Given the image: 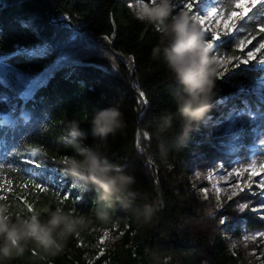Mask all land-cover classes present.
I'll use <instances>...</instances> for the list:
<instances>
[{
  "label": "trees",
  "instance_id": "obj_1",
  "mask_svg": "<svg viewBox=\"0 0 264 264\" xmlns=\"http://www.w3.org/2000/svg\"><path fill=\"white\" fill-rule=\"evenodd\" d=\"M206 2L227 15L238 0ZM130 4L0 0V57L15 71L39 78L31 96L24 97L5 86L0 76V216L15 220L39 215L46 222L45 208H61L85 221L71 234L54 233L56 245L28 241L22 254L13 249L12 258L0 264H177L179 253L190 247L182 221L191 214V201L180 176L212 105L209 101L203 117L184 128L175 99L183 94V86L164 58L169 41L161 43L153 25L137 21ZM49 10L52 19L66 16L86 31L51 22ZM263 14L264 3L257 4L231 36L222 37L217 51L232 59L241 55L238 44L261 34ZM39 47L41 51L33 53ZM157 47L159 53L154 52ZM260 75L264 49L248 66L224 77L226 84L214 79L213 90L218 87L236 104L230 84H247ZM15 77L6 76L9 81ZM109 106L119 107L124 128L110 135L100 150L116 166L113 175L130 176L134 182L122 194L102 201L100 189L86 177H72L61 160L76 155L67 137L69 122L80 123L88 136L85 144L91 145L92 116ZM105 231L118 237L100 253ZM162 241L169 250L156 261L153 254L161 250Z\"/></svg>",
  "mask_w": 264,
  "mask_h": 264
},
{
  "label": "rangeland",
  "instance_id": "obj_2",
  "mask_svg": "<svg viewBox=\"0 0 264 264\" xmlns=\"http://www.w3.org/2000/svg\"><path fill=\"white\" fill-rule=\"evenodd\" d=\"M262 3L264 0H253L243 14L234 8L224 15L206 0H173L174 12L186 13L191 27L198 30L203 42L200 54L211 56L218 83L226 84L224 77L238 66H248L264 49V14L261 34L241 41L236 50L242 54L237 58L225 57L216 48L222 37L231 36L248 13ZM40 51L41 47L33 53ZM0 68L6 75L16 76L7 84L2 79L5 86L17 95L31 96L39 78L15 71L3 63L2 57ZM215 84L211 86L210 115L202 121L201 137L188 153L180 176L191 201V214L182 221L190 247L179 253L177 264H264V75L247 84H230L235 91L232 98H238L236 104L218 87L213 90ZM221 133L227 134L222 140ZM233 192L236 195L229 199ZM241 203H247L248 209L241 212ZM116 237L112 231H105L100 238V253ZM168 250L169 245L162 241L154 260L161 261Z\"/></svg>",
  "mask_w": 264,
  "mask_h": 264
},
{
  "label": "clouds",
  "instance_id": "obj_3",
  "mask_svg": "<svg viewBox=\"0 0 264 264\" xmlns=\"http://www.w3.org/2000/svg\"><path fill=\"white\" fill-rule=\"evenodd\" d=\"M173 0H131V15L141 23L155 27L161 36V43L169 41L164 48V58L175 80L183 86V94L177 93L175 99L184 128L190 129L204 115L209 106L211 86L214 81V63L211 56L201 55L203 42L198 30L191 27L186 13L172 7ZM159 53L160 48L154 49ZM201 81L205 84L202 86ZM67 129L69 143L76 155H68L62 167L72 177H86L100 189V200L109 201L122 194L134 182L130 176L113 175L116 168L101 152L100 145L106 144L110 135L114 136L124 128L123 113L117 106L96 110L90 121L93 142L85 144L88 136L81 130L76 120L69 122ZM75 142V143H73ZM49 218L46 222L39 215L12 220L0 216V260L12 258L13 249L18 253L25 250L23 244L34 241L56 245L54 233L63 236L76 225L84 224V219L73 218L61 208L52 211L44 209ZM106 218V213H101ZM150 218L146 215L145 219Z\"/></svg>",
  "mask_w": 264,
  "mask_h": 264
},
{
  "label": "snow or ice",
  "instance_id": "obj_4",
  "mask_svg": "<svg viewBox=\"0 0 264 264\" xmlns=\"http://www.w3.org/2000/svg\"><path fill=\"white\" fill-rule=\"evenodd\" d=\"M185 2H186V0H185ZM253 2V0H248V2L246 3V0H238V2L234 5V7L236 8V9H240V10H242L241 11V14H243V9H245V8H248L249 7V5H250V3H252ZM210 15H214V13L213 14H210ZM231 16L229 17V21L231 20ZM225 23H227V22H225ZM251 56H252V53H249V58H251ZM245 63H247V61H245ZM63 162H66L64 159H62L61 160V163H63ZM249 168H252V170L254 171V167L252 166V165H249ZM234 172H236V170L234 171ZM236 195V193L235 192H233L232 194H231V196H229V199H232V197H234ZM261 195H264V193H261ZM248 204L247 203H241L240 204V206H239V210L241 211V212H243V211H245L246 209H248ZM223 222V221H222ZM246 238H248V237H246ZM233 247H234V245H233Z\"/></svg>",
  "mask_w": 264,
  "mask_h": 264
},
{
  "label": "water",
  "instance_id": "obj_5",
  "mask_svg": "<svg viewBox=\"0 0 264 264\" xmlns=\"http://www.w3.org/2000/svg\"><path fill=\"white\" fill-rule=\"evenodd\" d=\"M47 17H48V18L50 19V21L53 22V23H59V24L64 23V24H66L67 26H69V27H71V28H73V29H75V30H77V31H79V32H85V31H86V27H85V26H82L81 28H76V27H74V26L72 25V23L66 18V16H59V17H55L54 19H52V18H51V12H50V10H49L48 13H47ZM93 39L96 40V41H99V39H98L97 37H95V36H93ZM105 43H106L107 45L110 44L108 41H105ZM115 54H116L117 56H121L120 53H115ZM20 73H21V72H20ZM0 76H1V78L3 77L1 74H0ZM141 99H142V97H141ZM141 109H142V106H141L140 110H141ZM141 137H142V138L144 137L142 133H141ZM145 152L147 153L146 150H145ZM147 156H148V154H147ZM156 173H157V171H156Z\"/></svg>",
  "mask_w": 264,
  "mask_h": 264
},
{
  "label": "bare ground",
  "instance_id": "obj_6",
  "mask_svg": "<svg viewBox=\"0 0 264 264\" xmlns=\"http://www.w3.org/2000/svg\"><path fill=\"white\" fill-rule=\"evenodd\" d=\"M0 74L3 76L2 77V79H3V82L5 83V84H7V83H9L10 81L6 78V73H5V71L3 70V69H1L0 68ZM227 134H222L221 133V135H220V139L222 140L225 136H226ZM218 155V154H217ZM216 155V156H217ZM228 156H229V154L228 155H226V158H228Z\"/></svg>",
  "mask_w": 264,
  "mask_h": 264
}]
</instances>
